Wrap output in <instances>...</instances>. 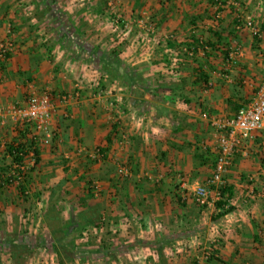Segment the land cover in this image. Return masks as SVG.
Returning <instances> with one entry per match:
<instances>
[{
	"label": "crops",
	"instance_id": "crops-1",
	"mask_svg": "<svg viewBox=\"0 0 264 264\" xmlns=\"http://www.w3.org/2000/svg\"><path fill=\"white\" fill-rule=\"evenodd\" d=\"M104 1L0 0V43H12L0 60V107L44 88L54 105L52 136L29 173L46 201L39 216L13 207L21 200L13 186L0 188V264H13L14 229L48 234L43 214L52 202L72 231L63 241L73 242V260L48 251V234L24 264H47L46 251L53 264H192L205 246L213 248L208 264H264V120L224 174L232 211L212 221L215 210L192 195L212 173V122L231 118L259 86L264 0H122L130 26L117 31ZM139 8L149 14L144 26ZM238 17L257 35L236 29ZM193 40L214 48L185 53ZM234 44L243 55L228 64L223 51ZM95 147L99 162L79 152ZM119 164L128 177L117 174ZM29 215L34 223L24 221ZM95 216L99 222L86 223Z\"/></svg>",
	"mask_w": 264,
	"mask_h": 264
},
{
	"label": "built area",
	"instance_id": "built-area-1",
	"mask_svg": "<svg viewBox=\"0 0 264 264\" xmlns=\"http://www.w3.org/2000/svg\"><path fill=\"white\" fill-rule=\"evenodd\" d=\"M120 0H107L106 9L110 15V25L113 27L120 26L126 22L122 21L121 10L119 7ZM149 22L148 17L140 18V25L144 26ZM142 23V24H141ZM244 26L251 30L253 34L259 32L258 27L250 20L241 21L238 17L236 29ZM147 26V30L153 34V26L151 23ZM199 43L202 44V41ZM206 48V46H203ZM12 49L10 41L0 43V60L6 59L5 54ZM184 52L193 54V50L184 49ZM243 55V49L238 44H234L229 48L226 63L233 64ZM67 96L62 99L66 100ZM54 113V105L51 99V93L48 88L40 91H31L21 103L8 104L0 107V126L3 127L7 123L12 124H29L33 127L34 133L32 139L35 144H42L47 142L52 136V117ZM206 113L202 114L205 117ZM264 120V69L259 86L254 93L252 99L240 106L236 113L223 121L212 122L214 127L215 137L214 144L216 150V157L212 169L211 176L207 178L204 184L197 185L192 190V195L195 202L202 207H214V202L219 199L220 188L225 184L223 179L224 174L228 171L232 162L234 161L235 154L239 151L241 144L252 138L253 133L262 127ZM4 146V144H3ZM80 154H83L90 160L99 162L103 158V153L99 147L93 149L80 148ZM8 158V156H6ZM34 154L30 151L25 157L23 163H14L11 172L16 179L15 183L21 182L24 173L29 167H33ZM117 174L121 177L129 176V169L123 165H117ZM94 192H99V184L94 182L91 185ZM209 188H213L212 191ZM28 194V191H25ZM28 217H26V220ZM212 246H205L201 249L200 253L194 257L192 264H208L209 258L212 256Z\"/></svg>",
	"mask_w": 264,
	"mask_h": 264
},
{
	"label": "trees",
	"instance_id": "trees-1",
	"mask_svg": "<svg viewBox=\"0 0 264 264\" xmlns=\"http://www.w3.org/2000/svg\"><path fill=\"white\" fill-rule=\"evenodd\" d=\"M238 20L236 21V24ZM193 45L188 46L189 49L195 50L200 47V49L205 53L207 48H211L212 43L210 42H203L202 44L199 43L197 40H193ZM203 46H206L204 48ZM224 47H228L226 43L222 45ZM214 48V47H213ZM188 49V50H189ZM229 49L226 48L223 51V56L226 60L227 54ZM9 53L5 54L7 58ZM197 74L200 79L206 81V73L203 69L197 66ZM12 135H10L7 141L4 143V149L0 151V161L4 165L0 167V188L3 186H13L16 190L19 198L21 201H25L27 198V194L25 191H28L29 187V173L33 170L35 165L40 161V148L41 146L45 145L46 143L42 144H35L32 139V135L34 133V129L29 124L21 123V124H14L12 129ZM30 151H33L34 154V166L29 167L24 176L19 183H15L16 177L11 174V172H15V169H12L14 163H23L25 157L28 155ZM102 152V149L100 148ZM8 156V158L6 157ZM104 156V155H103ZM216 155H213V165ZM103 159V158H102ZM29 192V191H28ZM90 193V190L88 189ZM220 197L218 200L214 202L213 209L215 210L214 213L211 214V220L214 221L226 213L232 211L233 207L230 205L229 201L233 196L232 187L227 185L226 183L220 188L219 190ZM51 202V199H49ZM29 209H23L24 213H27ZM60 209L55 202L49 203L48 207L46 208L43 219L45 224L48 227V234L50 238L54 241V252L56 254L68 261L73 260L74 253V245L73 242L65 243L63 240L64 238L72 231L64 232V228L61 226V217H60ZM99 217L95 216L86 222L87 224H94V222H99ZM9 245L8 246V253L12 259L13 264H24V261L27 257L32 254L33 246L30 243L29 239L27 238V232L25 230L16 231L15 229L11 231L7 235ZM7 241V242H8ZM86 252L85 249L82 250V253Z\"/></svg>",
	"mask_w": 264,
	"mask_h": 264
},
{
	"label": "rangeland",
	"instance_id": "rangeland-1",
	"mask_svg": "<svg viewBox=\"0 0 264 264\" xmlns=\"http://www.w3.org/2000/svg\"><path fill=\"white\" fill-rule=\"evenodd\" d=\"M107 0H105L104 2H106ZM181 1V0H180ZM119 7H120V10L122 9L121 7H122V0H120L119 1ZM139 10V15H140V17H148L149 18V14L146 12V10L145 9H143V10H140V8L138 9ZM121 15L123 16V12H122V10H121ZM138 15V16H139ZM124 22H126L127 23V21L126 20H124ZM136 23H138V21H136ZM151 23V22H150ZM127 26L125 27V24H123L122 25V27H125V29L127 30L128 28H129V24L127 23L126 24ZM136 25V24H135ZM121 26V25H120ZM118 27V26H117ZM117 27H113L112 25H110V29L113 31H117L116 30V28ZM122 42H124V41H122ZM125 42H126V40H125ZM239 45V44H238ZM241 48H242V46H240ZM13 127H14V124H12V123H7L5 126H3V128H2V130H4L5 131V129H7L8 131H6L5 133H7V134H5L3 131H1V138H2V141H4V143L7 141V139L5 138L7 135H8V133H10L11 135H12V129H13ZM5 134V135H4ZM9 136H7V138H8ZM1 142V141H0ZM33 188L34 187H32V186H29L28 187V194H27V198H26V200L23 202V201H18V200H13V207L14 208H16V209H26L27 207H28V209H36L37 211L35 212L37 215H38V213H40V210L43 208V206H44V204H45V199H43V200H41V199H39L37 196H38V194H36V192L35 191H33ZM209 190L210 191H212L213 190V188H209ZM22 204V205H21ZM26 207V208H25ZM26 215V214H25ZM36 215V216H37ZM36 216H33V218H31L30 217V215L28 216V219H29V221L28 220H24V221H26V222H32V223H34L32 220H34V218H36ZM39 216V215H38ZM24 217V219H26V217L25 216H23ZM25 223V222H24ZM48 234H45V235H40V234H38V235H35V233H32V231L31 232H27V238L29 239V241H30V243L31 244H33V245H35L36 244V241H38L39 243L41 242V243H43L40 239L42 238V240H44V241H49L50 240V238L48 239ZM46 247H50V248H52V246L51 245H49V244H47L46 245ZM84 249V248H83ZM34 251H36V249H33V252L32 253H35ZM50 253L52 252L53 253V248L52 249H50V250H48ZM48 251H46L45 252V254H44V256L43 257H45V259L47 258V264H53V262L55 263V260H54V257H52V258H50L51 256H49V254H48ZM77 251H79V250H77ZM40 254V253H39ZM46 254H48V255H46ZM77 254V253H76ZM47 256V257H46ZM77 264H84V263H81V262H78Z\"/></svg>",
	"mask_w": 264,
	"mask_h": 264
}]
</instances>
